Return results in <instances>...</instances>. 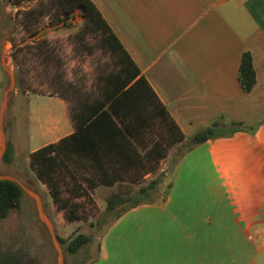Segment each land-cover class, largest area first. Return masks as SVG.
<instances>
[{"label":"crops","instance_id":"obj_1","mask_svg":"<svg viewBox=\"0 0 264 264\" xmlns=\"http://www.w3.org/2000/svg\"><path fill=\"white\" fill-rule=\"evenodd\" d=\"M91 1L186 138L221 124L182 154L161 202L115 220L92 264H264V0Z\"/></svg>","mask_w":264,"mask_h":264},{"label":"rangeland","instance_id":"obj_2","mask_svg":"<svg viewBox=\"0 0 264 264\" xmlns=\"http://www.w3.org/2000/svg\"><path fill=\"white\" fill-rule=\"evenodd\" d=\"M17 1L0 0V128L5 129V141L11 142L14 149L11 164H5L0 153V177L17 181L23 195L20 209L11 210L6 219L0 220V260L4 264H91L100 254L117 214L122 213L121 208L107 209L108 197L119 192L125 197L134 196L140 186L160 179L147 203L161 202L186 146L179 142L170 147L157 170L137 183L100 187L90 201L81 200V213L86 218L67 222L31 171L29 154L59 140L68 133V129L61 128L71 124L74 102L56 92L58 88L69 94L65 82L58 87L55 74L62 73V80L70 81L80 96L94 93L98 75L110 57L97 47L92 36H87L86 41L78 36L85 19L80 9L66 16L57 11L54 0H21L13 4ZM33 8L45 13L36 25L29 27L35 31L32 34L29 23L24 26L23 13ZM41 218L51 225L57 239L64 241L58 240L60 253ZM77 234L88 235L91 242L70 255L65 242Z\"/></svg>","mask_w":264,"mask_h":264},{"label":"trees","instance_id":"obj_3","mask_svg":"<svg viewBox=\"0 0 264 264\" xmlns=\"http://www.w3.org/2000/svg\"><path fill=\"white\" fill-rule=\"evenodd\" d=\"M54 3L57 11L66 16L80 9L85 19L78 36L83 41L92 36L97 47L110 57L98 75L94 93L90 91L80 96L70 81L62 80V73L55 74L58 87L65 82L69 94L58 88L56 92L74 102L70 109L74 131L29 154V167L48 190L56 210L63 213L67 222H73L86 218L81 213L84 205L81 200L90 201L98 187L139 182L157 170L170 147L184 142L189 151L215 138L221 124L214 121L205 130L186 138L94 3L91 0H54ZM44 13L39 8L24 11V26L29 23L28 30L32 34L34 30L29 27L36 25ZM12 56L15 61V54ZM255 82L251 54L244 52L238 67V83L248 93ZM234 126L241 125L234 123ZM13 154V145L8 141L2 161L11 164ZM158 184L160 179H154L140 186L131 197L121 192L110 195L107 209L129 205V208H121L122 213L116 216L118 220L139 206L141 197H149ZM170 188L171 182L165 196ZM22 195L23 190L17 183L0 180V220L6 219L11 210L20 209ZM90 242L88 235L77 234L65 242L66 250L75 255Z\"/></svg>","mask_w":264,"mask_h":264},{"label":"water","instance_id":"obj_4","mask_svg":"<svg viewBox=\"0 0 264 264\" xmlns=\"http://www.w3.org/2000/svg\"><path fill=\"white\" fill-rule=\"evenodd\" d=\"M3 59H1V64H3ZM5 149H6V141H5V129L4 128H0V153L2 154L1 155V159H2V156L5 152ZM0 180H9V181H13L15 183H17L20 187L21 185L15 181L13 178L11 177H0ZM22 188V187H21ZM23 189V188H22ZM34 198L38 201V198L34 196ZM43 223L46 225V227L48 228L49 232H50V235H51V238L54 242V245L55 247L57 248V251L60 253L61 252V248H60V245L58 243V239L54 233V230L52 229L51 225L45 221L43 218H41Z\"/></svg>","mask_w":264,"mask_h":264}]
</instances>
